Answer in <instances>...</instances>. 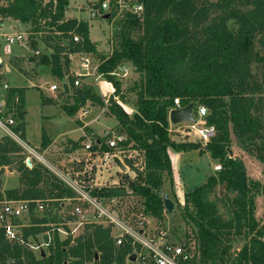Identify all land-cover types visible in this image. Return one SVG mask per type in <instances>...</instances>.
Wrapping results in <instances>:
<instances>
[{"label":"trees","instance_id":"16d2710c","mask_svg":"<svg viewBox=\"0 0 264 264\" xmlns=\"http://www.w3.org/2000/svg\"><path fill=\"white\" fill-rule=\"evenodd\" d=\"M143 4L141 17L130 16L123 23L120 47L98 67L105 80L112 82L114 95L120 100L124 97L121 83L109 72L127 61L139 74L131 89L136 94V111L128 114L113 95L107 106L108 114L118 122V133L125 136L123 145L144 154L143 170L135 169L127 185L143 199L145 212L162 221L167 211L161 190L165 181L170 185L173 182L167 149L208 152L221 163V169L186 191L182 206V217L191 227L188 237L198 245V264H264V219L255 216L258 196L264 207V183L248 175L240 157L228 153L233 136L263 164L264 172V73L259 79L252 71L254 62L264 66V0H143ZM67 6L68 0H0V22L9 18L29 23L32 40L39 35L52 50L38 61L48 65L57 79L68 71L69 50L95 51L87 21L65 18ZM211 10L219 14L211 18ZM230 22L236 27H230ZM135 27L142 29L138 38L131 36ZM73 34L79 35L80 41L74 42ZM66 38L67 46L63 43ZM33 41L31 46L36 47ZM71 94L72 102L62 105L70 115L87 100L104 106L89 86L72 87ZM15 95L19 100L15 130L25 138L21 109L24 89L10 87L6 91L8 106ZM40 98L42 104L52 102L42 93ZM174 98L182 107L192 103L193 112L200 104L207 108L205 123L213 125L216 133L204 148L170 137L168 115ZM46 143L42 132V145ZM126 165L131 167V161L127 159ZM5 166L18 172L20 185L0 192V200L71 195L41 163L33 162L28 168L22 147L7 136L0 138V168ZM218 186H223L222 194L217 192ZM98 194L124 195L125 188H105ZM32 220L36 225L24 228L25 238L48 228L41 225L46 218ZM234 236H242L246 242L231 259L229 238ZM130 252L127 241L117 245L111 228L98 224L85 225L72 242L70 237L59 240L55 236L48 252L39 256L24 245L9 242L0 228V264H127Z\"/></svg>","mask_w":264,"mask_h":264},{"label":"built area","instance_id":"2783aa9c","mask_svg":"<svg viewBox=\"0 0 264 264\" xmlns=\"http://www.w3.org/2000/svg\"><path fill=\"white\" fill-rule=\"evenodd\" d=\"M88 9L90 13H95V16L110 13L108 20L118 19L125 22L130 16L141 17L144 4L143 0H94ZM27 39L28 37L21 33L7 35L5 49L7 50L12 43L24 42ZM72 40L80 41L79 35L73 34ZM112 52L113 50H110L106 58ZM35 53L38 54L39 51L36 50ZM67 57L70 81L67 78L60 79L58 83L49 86L50 90L65 91L64 83H67L68 89H71L72 87H83L84 83H88V79L96 80L97 84L99 78L105 80L98 72V67L106 58H98L95 52L84 50H69ZM127 64V61L119 63L109 72V75L116 80L127 76L129 73ZM105 83L111 88L109 95H113L117 103L122 106L119 103V97L116 98L114 95L115 88L112 82L105 80ZM9 88L10 85L7 82L0 84V138L10 137L22 147L24 163L28 168L33 166V160L41 163L61 181L63 188L71 191V195L58 198L1 199L0 228L3 229L5 238L9 242L24 245L36 256H39L48 252L49 246L54 243L55 236L59 240L70 237L72 242L75 237L83 233L85 225L98 224L111 228L117 245L124 241L129 243L131 247L129 255L134 253L136 256L135 261H129V264H198L199 250L195 239L191 237L185 240L173 239L170 232L165 228L151 225L147 218L138 217L132 221L125 214L121 215L117 209L124 201L125 196L134 194L127 185H121L118 179L113 178L115 172H125L115 161V158L126 166V170H128V166L124 159L130 160L134 177L135 169L141 171L144 168L142 151L124 146L125 136L112 131L111 136L106 140L89 138L84 141L81 150L77 149L67 153L63 169H59L22 138L19 131L15 130L18 124L17 105L19 100L18 95H15L13 104L7 105L6 91ZM173 102L172 109L182 108L178 98H174ZM87 113V108H81L79 117L81 118ZM206 114L207 108L200 104L195 112L192 111L194 120L187 122V134L190 132L195 134L204 145L216 133L213 125L205 123ZM137 156H141V158L137 159ZM113 168H116L117 171L109 172ZM220 169L221 165H215L214 170ZM118 187L125 188L124 195L101 196L98 194L101 189ZM53 208L61 209L59 216H56L52 211ZM34 218H46V221L41 225L48 228L25 238L24 228L36 225L32 220ZM38 234L42 236L40 239H38Z\"/></svg>","mask_w":264,"mask_h":264},{"label":"rangeland","instance_id":"374dc122","mask_svg":"<svg viewBox=\"0 0 264 264\" xmlns=\"http://www.w3.org/2000/svg\"><path fill=\"white\" fill-rule=\"evenodd\" d=\"M69 0V4L72 7H79V5H81L82 3H84L85 5L87 4V6L89 7L92 2H94V0ZM204 2H214L216 0H203ZM83 5V6H85ZM249 8V7H246ZM244 8V9H246ZM82 10V9H81ZM217 14H219L218 12H215L213 10H211V18L215 17ZM83 17H86L88 19L89 22V36L92 40L96 41L95 43L97 44V46L99 47L101 51L100 53L102 54H98V58H103L105 57L104 55H107L109 53L110 50H114L116 48H119L122 41H123V37L124 34L122 33V27H123V23L122 21L118 20V19H114V20H108V19H103L101 17L100 14L96 15V16H90V10L86 9V12L84 11L82 13ZM229 26L234 28L236 27V24L233 23H229ZM31 25L30 26H25V25H21V26H14L13 22L11 19H3L0 22V63L1 64V68H3V65L5 63H7L8 61H15L13 59H11L10 54L6 53V49H5V43H6V36L3 35V33L6 32H15V31H20V32H24V35L28 37V39L26 40L25 44L26 47H22L23 48V53H25L26 57L25 58H30V57H35L36 59L39 58L41 55L45 54V45L43 42H41L40 36L37 35L35 40L33 41L31 38ZM142 35V29L141 27H135L131 30V36L134 38H138ZM34 36V35H33ZM32 41L36 43V47L31 46ZM68 41L69 39L66 38L63 40V43L67 46L68 45ZM15 45L13 44V47ZM15 49V48H14ZM256 49H259V46L256 44ZM38 50L39 53L36 54L35 51ZM102 55V56H100ZM17 67L21 68L22 71H25L26 73H32L31 72V66L30 64H28V68H26V65L24 64V62H16L15 63ZM127 66H129V73L127 74V76L120 78L118 81H120L121 85H120V90L122 95L124 96L123 99L120 101L119 103L122 104L123 109L128 113V114H133V109L130 108L132 107V105L135 102L136 99V94L135 91L131 90L132 87L135 85L136 82H138L139 80V74L134 70V67L128 63ZM24 67V68H23ZM28 69V70H27ZM49 73L50 72V68H49ZM47 71V72H48ZM252 71L253 73L259 78L262 79L263 73H264V66H262L260 63H253L252 64ZM69 70L64 73L62 79H66L68 81H70V77L68 75ZM4 74H0V84L7 82L8 85H10V82L8 80H6L5 76H3ZM47 78V77H45ZM47 81H51V78L46 79ZM60 80V79H56V82ZM88 83L85 84L84 86H89L91 87L94 92L99 95L103 102H104V106H100L96 103H94L96 105V107L94 106L91 108L90 114L87 115L86 119H91L94 118L95 116L98 115V113H103V115L105 114V116H108V100L109 97L111 95H109L110 93V86L108 84L105 83V80H102L101 78L98 79L99 83L97 84L96 80L93 79H88L87 80ZM36 84H40V83H36ZM2 86V85H1ZM37 87V86H36ZM35 87V88H36ZM0 93H1V89H0ZM116 98H118V96H116ZM58 103H60V107H62L63 104H67V103H71L72 102V94H70L68 97H60L58 96ZM115 99V98H114ZM120 99V98H119ZM26 106L28 109V119H29V125H30V132L27 133V136L29 134V137L32 141L33 137L31 132H33V129H35L36 131L40 128V123H41V112H40V97H39V93L36 89L30 88L27 91L26 94ZM105 108V110L103 111L102 109ZM63 109V108H62ZM48 108H43V111H47ZM64 110V109H63ZM102 110V111H101ZM50 111V110H48ZM67 113V112H66ZM73 115V114H71ZM102 116L99 118L100 123H105V126L108 127V129H110V131L107 133V136H104L103 139H108L109 136H111V132H118V122L116 120L115 117H105ZM187 122H179V123H172L169 120V131H170V137L173 138L175 141H181L184 138L188 139L190 138L191 140H193V142L199 143L201 148H204L205 145L203 143H201L198 140V136H196L195 134L191 133L187 134ZM68 126V123H66ZM72 127H76V124L74 121H70L69 123ZM99 124V123H95L94 125ZM115 124H117L115 127H113ZM100 125V124H99ZM101 127V125H100ZM35 132V131H34ZM1 135V134H0ZM74 135V134H73ZM184 135H186L185 137H183ZM39 148V147H38ZM171 149V159L172 161L176 159V153L175 150ZM231 153L229 152V155L231 156H236V157H242L241 159L243 161L246 162L247 164V173L254 177V176H259V172L262 171L263 172V164L261 162H259L253 155L249 154L246 150H244L241 146H239L235 140V138L232 136V142L231 145L229 147ZM199 151V150H198ZM52 152L54 153V156L47 158L48 161H51V164H53V166L58 167L59 169H63V163L64 161L67 159V153L63 152V148L58 146L57 148H54L52 150ZM205 153V152H203ZM24 154V153H23ZM189 158L193 160V164L196 167L195 170L190 172L189 170H185L183 169L181 171V178H182V182L185 183L186 185H181V192L183 193V188H185L186 190H191L193 189L195 186L202 184L205 180H206V176L208 174V172L210 170H212L213 165L215 167V165H220L221 163L218 160H212L208 155H202V156H195L194 153H189ZM141 158V156H137L136 157ZM124 159V158H123ZM126 160L124 159V162L126 164ZM34 162H36L35 160H33ZM256 165V167H255ZM128 166V165H127ZM45 167V166H44ZM47 169V168H46ZM116 168L111 169L109 172H113L117 171L115 170ZM128 170H126L125 172L122 171V173L120 172H115L113 178L118 179L119 183L122 185H127V181L128 179H132L134 172L133 169L128 166L127 168ZM214 169V168H213ZM49 171V170H48ZM214 173L216 174L217 171L219 170H213ZM190 172V173H189ZM17 171L15 169H13L12 167H8L5 166L3 168H0V192L3 193V191H5L6 189H12L15 187H18V183H19V178L17 175ZM51 173V172H50ZM52 174V173H51ZM192 174V178L190 179L188 178L190 175ZM108 176V174H106ZM130 188V185H127ZM173 185H170V182L167 180L164 182L162 190H161V195H163L164 193H167L170 198L173 200L174 202V209L172 212H166L165 217L162 221H159L154 219L151 215L147 214L145 212V206L143 203V199L139 196H135V195H127L124 197V201L118 206V210L120 211L121 215L125 214L127 217H130L132 219V221H134L135 219H137L138 217H145L148 220H150V224L154 225L156 227L159 228H165L168 232H170L172 234L173 239L177 238V239H187L189 238L188 235H190L191 232V227L189 225H187L182 217V206H183V202L184 199L180 192V198H177L176 195H174L171 191ZM217 192L219 194H222L224 192L223 186H218L217 187ZM180 199V200H178ZM258 209L256 212V215L258 216V218L261 216V209H259L261 207V202H258ZM52 211L56 214V216H59V214L61 213V209H56L53 208ZM262 219V218H261ZM156 224V225H155ZM42 236L41 234H38V239H40ZM230 244H231V250H230V254H231V259L235 256V253L241 248V246L246 242V239L242 236H234V237H230L229 238ZM129 263V262H128Z\"/></svg>","mask_w":264,"mask_h":264},{"label":"crops","instance_id":"0c3cea01","mask_svg":"<svg viewBox=\"0 0 264 264\" xmlns=\"http://www.w3.org/2000/svg\"><path fill=\"white\" fill-rule=\"evenodd\" d=\"M83 5H85V4L82 3L77 8H75V7L71 8V6L69 4V0H68V6H67L66 11H65V18H76L78 20H85V21H87L88 28H89L88 19L86 17L82 16V13L84 11L86 12V9L88 10V6H87V4L85 6H83ZM90 16H92L91 13H90ZM12 22H13L14 26H21V25L30 26L29 23L20 22L18 20H12ZM16 33L24 34V32L15 31V32H9V33L6 32V33H3V35L4 36L14 35ZM89 38H90V36H89ZM90 40H91V42H93L95 44V51L94 52H95V55L98 57V54H102V53H100L101 51H98L100 49L97 46V44L95 43L96 41L92 40L91 38H90ZM25 42L26 41H24V42L18 41V42L12 43L10 46H8L6 53L10 54L11 59H13L15 61H8L7 63H5L3 65V68H1L2 63H0V74L1 75L4 74L3 76H5L6 80H8L10 82V87L23 88L24 92H25L24 105L21 108L24 111V117H23V121H24V125H25V131H24L25 138L24 139L34 149H36V151L41 153L45 157V159H47V158L54 156V153L52 152V150L54 148H57L58 146L63 148V152L70 153V152L77 150V149L81 150L84 141H86L89 138H103V136L105 134H107L110 131V129L112 128L111 127L110 129H108V127L105 126V123L98 122L99 118L102 116H105V114L103 115V113L99 112L98 115L95 116L94 118H91V119L87 118L86 119L87 115L90 114L91 108L94 106L96 107L94 102H93L94 106H91L92 101H90V100H87L86 103L83 106H81L75 114L70 115V114L66 113L62 109V107H60V105H59L60 103H58V100H59L58 96L68 97L72 93V88L65 91L66 94H62L61 91H59V90H56V91L50 90L49 89L50 85H52L54 83H58V81L56 82L57 78H55L51 73H49L48 70L50 67L48 65L41 64L38 61V58L37 59L35 57L25 58L26 55L22 51L23 50L22 47H24V48L26 47ZM13 44L15 45L14 47H13ZM45 49H47L44 52L45 55H50L52 53V50L50 48L47 47ZM102 55H100V56H102ZM104 56L105 57H103V58H106L107 55H104ZM16 62H21V63L24 62V64L26 65V68H28L27 66H28V64H30L32 73L28 74L25 71H22L21 68L16 66V64H15ZM45 77H47V78H45ZM49 78H51L50 82L46 80ZM36 83H40V84L38 85ZM30 88L36 89L39 93V97H40V93H42L44 95V97L52 100L51 103L42 104L41 98H40V112H41L40 113L41 114V123L40 124L41 125L37 131L35 129H33V132H31V133H33L32 134V137H33L32 141L29 137V134L27 136V133L30 132L29 130L31 127L29 125L28 109L26 106V94H27L28 89H30ZM43 108H48V110H50V111L47 110L44 112ZM81 108H83V109L87 108L88 113L80 118L79 114H80ZM130 108L133 109V113L136 111V108L133 105ZM102 110L104 111L105 108H103ZM109 116L110 115L108 114V116H105V117H109ZM110 117H112V116H110ZM70 121H74L76 124V127H72L69 124ZM66 123H68V126ZM95 123H99L101 125V127L99 124L94 125ZM117 124H115L113 127H115ZM42 132L45 133V136L47 138L46 145H42ZM185 136L186 135H184L183 137H185ZM181 141H192L193 142V140H191L190 138H188V139L184 138ZM167 152H168V155H169V158L171 161V167H172V177H173L172 185L173 186H172L171 191L174 195L177 196V198H180V196H181L180 192L182 191L181 185H186L185 183L182 182L181 171L183 169L189 170V171L191 170L190 172H192V173H193V171H196L195 170L196 167L193 164V160L190 159L188 156L189 153L190 152L194 153L195 156L196 155L197 156L198 155L199 156L208 155L210 158H211V156L209 155L208 152L200 153L197 149H191L188 151H179V152L175 151L176 159L172 161L171 149L168 148ZM211 159L213 161L215 160L213 158H211ZM243 162L247 168L246 162L245 161H243ZM255 167H256V165H255ZM213 168H214V165H213ZM213 168H212V170H210L208 172L206 179L208 176L215 174L213 171L214 170ZM17 175H18V173H17ZM188 178L193 179L192 174ZM252 178L257 179L260 182L264 183V173H262V171L259 172V176H257V177L254 176ZM19 185L20 184L18 183V186ZM186 191H188V190L183 188V193L181 192L182 196H184V193ZM169 198H170V196H169ZM178 200H180V199H178ZM259 201L261 202V207L259 209H261L262 213H261V216L259 218L256 214H255V216L258 220H263L264 219V207L262 205V197L261 196H258L256 198V212L258 209V204H259L258 202ZM128 262H129V260L127 258L126 263L129 264ZM112 264H115V263H112Z\"/></svg>","mask_w":264,"mask_h":264},{"label":"water","instance_id":"95a60500","mask_svg":"<svg viewBox=\"0 0 264 264\" xmlns=\"http://www.w3.org/2000/svg\"><path fill=\"white\" fill-rule=\"evenodd\" d=\"M92 16L95 15V13H91ZM103 19H109L110 18V13H105L101 16ZM63 87H64V90L67 91L68 90V84L67 83H64L63 84ZM192 103H189L187 104L186 106L182 107V108H175V109H172L170 110L169 112V120L170 122L172 123H179V122H185V121H193L194 118L192 116ZM231 153L230 149H228V153ZM231 156V155H229ZM115 161L120 165V167L122 168V170H126V166H124L122 164V162L115 158ZM162 198H163V204H164V208L167 212H172L173 209H174V203L173 201L169 198L168 194L167 193H164L162 195ZM135 254H131L129 257H128V260L129 261H135Z\"/></svg>","mask_w":264,"mask_h":264}]
</instances>
